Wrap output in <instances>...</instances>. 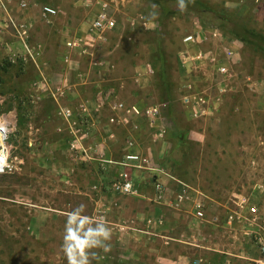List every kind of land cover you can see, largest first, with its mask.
Instances as JSON below:
<instances>
[{"label":"rangeland","instance_id":"1","mask_svg":"<svg viewBox=\"0 0 264 264\" xmlns=\"http://www.w3.org/2000/svg\"><path fill=\"white\" fill-rule=\"evenodd\" d=\"M45 3L62 14L42 19ZM105 3L120 31L94 47L68 46L69 33L85 35ZM199 30V46L183 58L184 36ZM223 46L236 51L227 75L207 59L193 60L199 47ZM106 64L114 67L108 71ZM184 96L191 102L204 96L203 115L182 105ZM118 101L157 107L155 124L146 115L110 122ZM0 122L9 129V166L0 173V264H68L66 227L81 205L71 227L108 228V131L117 141L110 158L121 157L134 140L156 165L215 200L248 196L264 227V0H194L183 12L178 0H93L90 6L0 0ZM133 174L153 178L151 171ZM215 182L211 194L201 188ZM113 229L104 241L108 251L88 250L91 264L133 260L140 240L119 239Z\"/></svg>","mask_w":264,"mask_h":264},{"label":"crops","instance_id":"2","mask_svg":"<svg viewBox=\"0 0 264 264\" xmlns=\"http://www.w3.org/2000/svg\"><path fill=\"white\" fill-rule=\"evenodd\" d=\"M140 28L150 30V27ZM111 33L115 32H108V37ZM107 125L110 124L106 119ZM135 126L139 127V124L135 123ZM113 137L111 131L106 132V159H111L113 155L112 146L117 142L111 139ZM207 157L212 156H204L205 159ZM122 171H124L122 167L106 162V223L109 230L117 227L113 230L119 239L128 237L132 241L135 240L134 242L140 240L135 246L137 250L132 252L134 255L131 256L134 258L130 264H191L198 257L206 263L217 264L226 256L225 254L228 257L229 254L241 255L230 257L234 264H249L248 257L257 255L256 244L244 237L240 228L230 230L214 222L216 217L223 216L230 208L231 203L228 199L221 201L209 196L211 201L207 218L199 220L194 216L193 202H184L177 208L171 205L172 200L176 198L174 192L177 186L164 175H159V178L166 182L169 188L163 202L154 200V186L151 179L146 181L147 175L141 177V174L136 178L138 195L126 196L115 192L112 181ZM215 186H218L216 182L212 185H202L201 188L211 194L209 191ZM212 202H215L213 206L217 207L212 208ZM146 255H149V258H145Z\"/></svg>","mask_w":264,"mask_h":264},{"label":"built area","instance_id":"3","mask_svg":"<svg viewBox=\"0 0 264 264\" xmlns=\"http://www.w3.org/2000/svg\"><path fill=\"white\" fill-rule=\"evenodd\" d=\"M81 1L83 5L90 6L93 0H78ZM23 6L26 3L23 2ZM62 14L60 9L50 3H45L41 6V18L47 22H51L55 17ZM118 20L107 11L106 3L103 7L96 12V15L92 19L88 31L85 35L69 33L67 37V44L70 47L76 48L81 47L83 44L87 46L94 47L98 41H107V33L111 31H120ZM106 34V36H105ZM201 30L189 33L183 38L185 44V49L182 51V57L189 59L192 50L190 48L194 46H199V39L201 38ZM207 40V36L204 38ZM202 42V41H201ZM26 49L30 56L31 50L26 44ZM87 53V49L83 50ZM236 51L231 47H219L216 50H203L200 47L198 51L195 52V57L193 60L204 61L209 60L217 69L220 75H227L230 71L231 62L234 60ZM148 70L150 73H155L156 69L153 64L148 63ZM107 70L109 71L114 67V64H107ZM207 99L204 96H200L199 99L191 102L189 97L184 96L180 98L182 105H185L194 111V115L202 114L205 111V105ZM113 110L116 111V115L110 117L109 121L112 123H132L131 119L146 115L149 118L150 124H155L158 109L155 106L141 107L138 104H126L124 101H118L113 104ZM9 140V129L7 125L0 122V141L3 143L0 145V155L5 158L6 167L5 172L9 166L7 161V152L5 151L7 143ZM106 162L112 163L119 167H122V171L118 177L112 181L113 190L119 194L126 196H136L139 193V188L136 182V176H134V171H151L153 173V178L151 179L152 185L155 190L154 200L157 202H163L166 200L168 193V185L166 182L159 178V175L166 176L170 181L174 182L177 186L176 198L172 200L171 205L175 208L180 207L181 204L187 201L193 202V213L194 216L199 220H205L207 217V210L210 203V197L203 191L193 188L189 183L183 179L177 177L175 174L168 171L164 166L156 165L153 161L152 153L144 154L142 151L136 149L135 141L130 140L128 142V147L124 153L118 159H106ZM2 173V172H0ZM231 206L221 217H216L214 222L221 225L222 227L233 230L234 228H240V232L248 239L253 240L256 244L257 255L254 257H248L250 260L249 264H264V227L257 224L262 222L259 206L250 201V198L244 194H238L237 196L230 199ZM230 203V201H229ZM151 222V219H150ZM258 225L260 228L254 230L253 226ZM261 229V230H260ZM226 256L217 264H234L230 257L241 256L238 254H229L230 257ZM191 264H210L206 263L202 258L198 257L192 261Z\"/></svg>","mask_w":264,"mask_h":264},{"label":"clouds","instance_id":"4","mask_svg":"<svg viewBox=\"0 0 264 264\" xmlns=\"http://www.w3.org/2000/svg\"><path fill=\"white\" fill-rule=\"evenodd\" d=\"M189 3H194V0H178L179 10L186 11ZM6 166L5 158L0 155V172H3ZM83 207L81 205L79 210L70 214L69 226L66 227L63 250L67 256L68 264H91L88 250L97 247H102L105 251L109 250V247L104 244V241L109 240L111 236L107 227L100 225L82 232L80 227L70 226L77 219L79 211H82ZM83 219L87 220L88 218ZM92 257L95 258V253H92Z\"/></svg>","mask_w":264,"mask_h":264},{"label":"bare ground","instance_id":"5","mask_svg":"<svg viewBox=\"0 0 264 264\" xmlns=\"http://www.w3.org/2000/svg\"><path fill=\"white\" fill-rule=\"evenodd\" d=\"M3 143L0 141V145H2Z\"/></svg>","mask_w":264,"mask_h":264}]
</instances>
